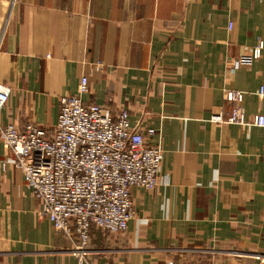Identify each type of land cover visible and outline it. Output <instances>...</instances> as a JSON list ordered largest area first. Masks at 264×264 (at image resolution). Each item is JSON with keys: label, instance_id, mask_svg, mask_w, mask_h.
<instances>
[{"label": "crops", "instance_id": "0c3cea01", "mask_svg": "<svg viewBox=\"0 0 264 264\" xmlns=\"http://www.w3.org/2000/svg\"><path fill=\"white\" fill-rule=\"evenodd\" d=\"M258 36L264 0H0V123L51 131L85 76V102L127 109L162 150L126 230L93 227L80 256L0 138V264H264V128L224 120L227 89L264 114V51L236 62Z\"/></svg>", "mask_w": 264, "mask_h": 264}, {"label": "built area", "instance_id": "2783aa9c", "mask_svg": "<svg viewBox=\"0 0 264 264\" xmlns=\"http://www.w3.org/2000/svg\"><path fill=\"white\" fill-rule=\"evenodd\" d=\"M262 51L264 38L258 36L249 54L236 62L251 63ZM87 91V78L82 76L76 94L59 98L51 131L32 122L22 129L0 123L2 143L39 202L41 215L74 244L73 252L80 256L93 227L110 233L126 230L134 216L131 190H151L158 184L162 157L159 143L147 140L155 135L152 128L146 133L139 124L132 125L127 109L113 113L106 105L85 102ZM9 94L10 88L0 83V114ZM258 94L264 96V86ZM243 96V91L225 90L224 99L230 104L225 122L264 128V114L247 116L241 106ZM211 120L223 119L218 114ZM1 167L5 169L4 162Z\"/></svg>", "mask_w": 264, "mask_h": 264}, {"label": "rangeland", "instance_id": "374dc122", "mask_svg": "<svg viewBox=\"0 0 264 264\" xmlns=\"http://www.w3.org/2000/svg\"><path fill=\"white\" fill-rule=\"evenodd\" d=\"M72 245H74V244H72Z\"/></svg>", "mask_w": 264, "mask_h": 264}]
</instances>
